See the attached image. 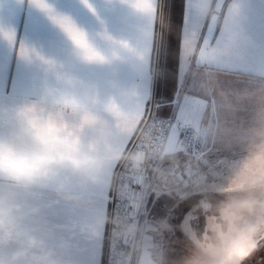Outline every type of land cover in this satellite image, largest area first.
<instances>
[{
	"label": "clouds",
	"instance_id": "9594fccd",
	"mask_svg": "<svg viewBox=\"0 0 264 264\" xmlns=\"http://www.w3.org/2000/svg\"><path fill=\"white\" fill-rule=\"evenodd\" d=\"M42 2L43 7L38 0H30L31 6L63 34L76 62H146V52L131 42L102 32L98 34L106 45L102 47L73 18L58 13L49 0ZM81 2L91 10L89 0ZM121 2L150 21L158 18L157 0ZM0 38L10 46L15 44L13 31L0 28ZM228 43L237 46V34L232 33ZM19 57L26 65H37L44 79L37 98L18 103L0 100V264H58L46 241L23 226L24 218L34 210L27 209L18 194L50 189L78 204L84 197L75 190L76 184L108 187L112 165L127 162L141 168L147 164L149 155L123 152L120 137L136 136L151 142V135L140 127L134 92L123 94V102L102 97L34 45L21 43ZM240 96L257 97L260 106L246 131L243 154L225 161V174L209 180V174L217 176L210 170L195 181L181 183L170 182L164 171L153 169L165 182L161 194L175 200L173 209L198 197L179 225L187 254L172 264H246L264 245V85L245 89ZM204 131L202 128L195 134ZM158 159L174 160L175 155L161 154ZM132 206L141 208L143 204L135 201ZM201 217L203 224L198 225ZM108 223L115 226L114 235L120 238L138 231L135 224L110 219L104 213L85 230L98 238ZM171 227L167 217L151 225L153 232ZM152 255L153 264H168L162 251L153 249Z\"/></svg>",
	"mask_w": 264,
	"mask_h": 264
},
{
	"label": "crops",
	"instance_id": "0c3cea01",
	"mask_svg": "<svg viewBox=\"0 0 264 264\" xmlns=\"http://www.w3.org/2000/svg\"><path fill=\"white\" fill-rule=\"evenodd\" d=\"M49 3L58 13L73 18L100 46L106 47L98 34L107 32L145 51L146 62L80 64L74 60L63 34L51 25L44 13L31 6L30 0H0V28L15 33L14 45L10 46L0 38V100L18 103L40 95L43 73L37 65H26L19 57L20 45L26 43L64 65L70 74L94 88L102 97L112 96L123 102V94L134 92L132 99L136 102L138 98L150 96V109L166 119L172 116L173 102L178 95L181 99L186 96L190 101L205 103L214 98L218 124L209 126L212 111L209 106L203 118V129L208 139L201 141L199 152L203 153V160L198 161L202 173L211 170L217 174H209V180L224 174L225 170L217 168L224 167L225 161L243 154L247 146L246 131L260 101L257 97L241 98L240 94L245 89L255 90L264 85V79L253 77L250 71L253 57L264 53V0H222L211 42H227L229 36L235 33L237 48L244 57H222L223 69L211 73L194 61H188L184 65L183 81L181 52L184 32L201 23L203 37L209 23L207 18L198 15L191 6V0H157L158 18L154 22L146 15L136 13L121 0H89L91 10L81 0H49ZM230 9H234L231 16ZM226 18L227 30L224 27ZM198 81L206 82L211 94H204L199 87H194ZM168 96L171 101L165 99ZM176 158L182 157L176 155ZM220 160L222 164L218 165ZM169 161L172 159H165L162 167L168 166ZM153 169L151 166L148 168L149 176L154 174ZM114 177L115 174L111 175L108 187L76 184L75 190L84 197L78 204L56 196L50 189L18 194L25 207L34 210L24 218L23 226L46 241L47 246L54 250L58 264H104L109 223L98 238L92 237L85 226L94 224L101 213L110 218ZM173 204L175 200L167 195L157 197L151 192L146 196L139 224L147 222L154 225L167 217L171 228H174ZM180 223H177L178 230ZM167 233L169 230L151 233L159 251L163 252ZM138 244L139 241L135 244L136 248ZM132 248L133 245H125L130 255ZM132 259V264H135V254H132Z\"/></svg>",
	"mask_w": 264,
	"mask_h": 264
},
{
	"label": "snow or ice",
	"instance_id": "6c2138e0",
	"mask_svg": "<svg viewBox=\"0 0 264 264\" xmlns=\"http://www.w3.org/2000/svg\"><path fill=\"white\" fill-rule=\"evenodd\" d=\"M40 6L43 5L42 0H38ZM191 6L194 7L201 18H207L208 28L205 35H201L203 25L196 23L190 28H187L184 32L182 40V70L181 80L183 81V69L186 62L194 61L197 66L204 67L210 73L215 70H222L221 64L222 57L235 56L237 58H243L244 54L238 50L237 46H232L223 40H217L215 44H212L213 29L218 21V15L222 7V0H191ZM234 9L229 10V16L232 15ZM225 30L228 28V20L224 22ZM250 71L253 77L264 79V53H260L253 57V63ZM194 87H199L204 94H211L209 86L206 82L198 81L194 84ZM166 100L171 101V97H165ZM151 102L150 96L138 98L136 105L140 112V125L147 124L145 117L150 116L151 109L149 107ZM161 103L156 106L160 107ZM174 111L172 116L167 120H160L155 116L151 117V123L145 127L150 132L151 142H146L143 139L133 137H120L118 142L123 152H142L145 155H149L147 164L141 168H133V166L127 162H123V171L120 175V187L122 191L119 193L122 197H127L128 204L132 209L131 214L121 218L126 220L130 224H135L138 231L131 236L122 237V241L125 245H133L132 253L128 257L121 261V264H131V256L135 254V264H153L154 256L152 250L157 249L154 242V238L151 235L153 232L151 225L145 222L144 225H140L137 219V212L142 208H133L132 202L139 201L143 205L145 204L146 196L151 192H154L157 197L162 193V189L165 186V182L162 179H158L156 175H148V168L154 167L155 169L162 170L161 160L158 156L176 155L178 153L188 154L197 159L203 160V153L194 150V144L207 140L208 135L206 131L202 135L197 136L195 133L197 130L203 128V118L205 110L211 107V119L209 126L213 123L218 124L216 120V101L211 98L208 103L203 101H190L186 96L181 99L178 95L173 102ZM191 129L192 135L188 136L186 130ZM182 134L184 139L181 138ZM206 163V161H205ZM119 163L110 167V177L115 174V170ZM165 173L176 176L177 170L171 168L164 170ZM193 168L188 165L179 175L178 180L183 181L186 176L187 179L193 178ZM111 181H109L110 184ZM190 211V209H189ZM115 227V226H114ZM117 230H119L117 228ZM139 241L140 247H135L136 242Z\"/></svg>",
	"mask_w": 264,
	"mask_h": 264
},
{
	"label": "built area",
	"instance_id": "2783aa9c",
	"mask_svg": "<svg viewBox=\"0 0 264 264\" xmlns=\"http://www.w3.org/2000/svg\"><path fill=\"white\" fill-rule=\"evenodd\" d=\"M152 116H155V117H157L160 120H167L166 118H163V117H160V116L156 115L151 110L150 116L145 117V120H146L147 124L151 123V117ZM147 124H142V125H140V127L141 128H145L147 126ZM145 131H147L146 128H145ZM186 134L188 136H191L192 135V130L191 129H187L186 130ZM137 135H140V133H137ZM135 138H136V136L134 137V141H135ZM181 138L184 139V135L183 134H182ZM200 144H201V142H198V143L194 144V150L195 151L199 152ZM176 155H180L182 157L181 161H174L173 160V161H171L169 163L168 166L162 167V171L169 170L171 168H175L177 170L176 176L168 174L169 181L171 182V181L178 180V177H179L180 173L188 165L192 166L194 175H193L192 179H187V177L185 176L183 181L186 180V181L192 182V181H195L196 179H198L199 175L202 173L201 168L199 166L198 160L195 159L191 155V153H188V154L178 153ZM163 161L164 160L160 161L161 165H162ZM122 164H123V162L119 163V165H118V167L116 169V172H115L113 191H112V196H111V199H110V203H111L110 219H114V218H117V217L123 218V217L131 214V212H132V209L130 208V206L128 204L127 197H122L119 194L122 191V189L120 187V175H121V173L123 171ZM217 164L218 165L222 164V160L218 161ZM154 175H156L158 179H161L159 174L157 172H155V171H154ZM179 182H181V181H179ZM145 203H146V200H145ZM144 207H145V204L143 205V207L136 214L138 220L141 219ZM128 256H129V254L127 253V251L125 249V244L123 243L122 238L117 237V236L114 235V225L109 223L104 264H121V261L124 258L128 257ZM132 260L133 259H132V256H131V264H132Z\"/></svg>",
	"mask_w": 264,
	"mask_h": 264
},
{
	"label": "rangeland",
	"instance_id": "374dc122",
	"mask_svg": "<svg viewBox=\"0 0 264 264\" xmlns=\"http://www.w3.org/2000/svg\"><path fill=\"white\" fill-rule=\"evenodd\" d=\"M217 170H225L226 167L217 168ZM222 176V175H221ZM198 197H193L186 202L179 205L178 208H175V215L172 217L175 225L174 228L169 230L168 235L164 238L165 243L163 247V253L165 254L166 260L168 264H172L174 261H178L182 256L187 254V242L183 236V234L178 230V224L184 219L186 213L189 212V209L196 203ZM145 217H142L144 219ZM180 218V221L178 220ZM178 223V224H177ZM180 245L183 247L178 248ZM246 264H264V245L261 246L260 250L254 254V256L246 262Z\"/></svg>",
	"mask_w": 264,
	"mask_h": 264
},
{
	"label": "trees",
	"instance_id": "16d2710c",
	"mask_svg": "<svg viewBox=\"0 0 264 264\" xmlns=\"http://www.w3.org/2000/svg\"><path fill=\"white\" fill-rule=\"evenodd\" d=\"M174 161H181V159L180 158L179 159L176 158V159H174ZM169 162H171V161H169ZM202 224H203V217H201L200 220L198 221V225H202ZM180 247L182 248L183 245H180L179 247H177V249L180 248Z\"/></svg>",
	"mask_w": 264,
	"mask_h": 264
}]
</instances>
